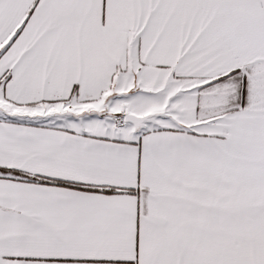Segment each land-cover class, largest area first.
Listing matches in <instances>:
<instances>
[{
  "label": "snow or ice",
  "instance_id": "6c2138e0",
  "mask_svg": "<svg viewBox=\"0 0 264 264\" xmlns=\"http://www.w3.org/2000/svg\"><path fill=\"white\" fill-rule=\"evenodd\" d=\"M0 264H264V0H0Z\"/></svg>",
  "mask_w": 264,
  "mask_h": 264
}]
</instances>
